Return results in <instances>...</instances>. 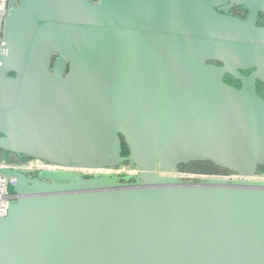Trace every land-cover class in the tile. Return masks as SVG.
<instances>
[{
	"label": "water",
	"instance_id": "obj_1",
	"mask_svg": "<svg viewBox=\"0 0 264 264\" xmlns=\"http://www.w3.org/2000/svg\"><path fill=\"white\" fill-rule=\"evenodd\" d=\"M260 16L264 0H9L0 164L77 170L0 165V264H264ZM193 161L236 176L185 180Z\"/></svg>",
	"mask_w": 264,
	"mask_h": 264
},
{
	"label": "built area",
	"instance_id": "obj_2",
	"mask_svg": "<svg viewBox=\"0 0 264 264\" xmlns=\"http://www.w3.org/2000/svg\"><path fill=\"white\" fill-rule=\"evenodd\" d=\"M92 2H96L98 0H90ZM9 8V0H0V53L2 52V45H3V35H4V23L6 14ZM1 165V164H0ZM5 167L13 168V169H40L46 166H51L52 169H63V165L31 159L29 161H25L23 163H15L14 161H10L4 165ZM105 171H116L119 170L118 168H111V167H102L99 168ZM89 171H94V168L87 169ZM133 172L137 170L132 168ZM16 179L13 176H7L3 172L0 171V217L5 216L8 211V206L10 201L15 199L16 193L9 190V185L15 184Z\"/></svg>",
	"mask_w": 264,
	"mask_h": 264
},
{
	"label": "rangeland",
	"instance_id": "obj_3",
	"mask_svg": "<svg viewBox=\"0 0 264 264\" xmlns=\"http://www.w3.org/2000/svg\"><path fill=\"white\" fill-rule=\"evenodd\" d=\"M233 11L239 13V15H244V12L240 10L238 11V9ZM259 22H264V16L259 18ZM180 171H182L181 175L185 180H200L209 174L224 176L227 179H233L236 176L233 171L215 166L208 161H193L188 164L181 165ZM257 173L264 175V165L259 167ZM9 190L13 191V184L9 185Z\"/></svg>",
	"mask_w": 264,
	"mask_h": 264
},
{
	"label": "flooded vegetation",
	"instance_id": "obj_4",
	"mask_svg": "<svg viewBox=\"0 0 264 264\" xmlns=\"http://www.w3.org/2000/svg\"><path fill=\"white\" fill-rule=\"evenodd\" d=\"M239 16H241V15H239ZM243 16H244V15H242L241 17H243ZM260 17H262V16H260ZM260 17H259V18H260ZM258 23H260V22H259V19H258ZM260 24H262V23H260ZM263 24H264V22H263ZM226 79H227L229 82L238 85V81H237V80H234V79L230 78L229 76H226ZM257 89H258L259 93H261V94L264 96V91H263V89H262V84H261V83H258V84H257ZM31 159H33V160H34V159H36V160H41V159H37V158H33V157L25 156L23 160H21V159H19V158H17V157H14V162H15V163H23V162H25V161H29V160H31ZM41 161H44V160H41ZM46 162H47V161H46ZM180 167H181V165H180ZM180 167H179V168H180ZM45 168H46V169H52L51 166H46V167H44V169H45ZM22 170H23L24 173H25L29 178H31V179L39 177V172H40V171L37 170V169H29V170H27V169H22ZM52 170H56V169H52ZM57 170H64V171L72 170V171H76L77 169L74 168V167H70V166H63V169H57ZM82 175H83V177H85V178H88V177H89V176L86 175L84 172H82Z\"/></svg>",
	"mask_w": 264,
	"mask_h": 264
},
{
	"label": "trees",
	"instance_id": "obj_5",
	"mask_svg": "<svg viewBox=\"0 0 264 264\" xmlns=\"http://www.w3.org/2000/svg\"><path fill=\"white\" fill-rule=\"evenodd\" d=\"M238 9V11L240 10V11H243L244 12V15H245V10H243V9H241L240 7H238V6H234V7H232L231 8V12L232 13H234V14H236V15H239V13H237V12H234L233 10H237ZM242 16V15H241ZM123 153H127V148H126V146L124 145V151H123ZM259 169V168H258ZM258 171V170H257Z\"/></svg>",
	"mask_w": 264,
	"mask_h": 264
}]
</instances>
